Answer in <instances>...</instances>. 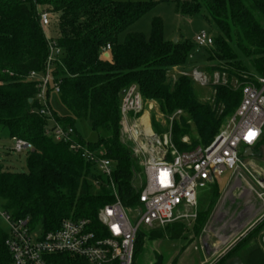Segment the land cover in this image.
Masks as SVG:
<instances>
[{"label": "trees", "instance_id": "1", "mask_svg": "<svg viewBox=\"0 0 264 264\" xmlns=\"http://www.w3.org/2000/svg\"><path fill=\"white\" fill-rule=\"evenodd\" d=\"M177 1L181 13H203L214 32L213 43L203 47L210 64L207 70L258 85V77L264 76V0ZM152 6L149 2L117 0H0V132L6 130L11 138H23L34 147L26 152L27 172H13L0 164V199L13 219L29 218L33 227L50 231L58 229L65 218H88L97 228L100 209L115 201L108 180L94 163L46 133L52 117L73 127L79 142L114 161L117 193L124 207L131 208L139 202L142 187L137 180L143 168L131 145L122 141L120 107L125 89L137 84L144 99H154L167 116L177 109L186 111L172 126V139L181 151L210 144L236 112L243 88L218 85L213 102L203 103L192 77L182 73L175 80L169 79L168 71L184 67L197 46L194 40H165L160 19L153 22L148 39L131 32L124 41L119 40L120 34ZM43 12L51 17L50 37L61 49L51 67L49 101L57 83L58 94L69 110L67 116H59L52 107L51 116L37 112L41 107L38 81L30 76L34 71L44 72L49 56L40 20ZM107 44L111 50L104 53ZM80 119L108 135L87 141L76 126ZM152 125L156 132H162L154 116ZM185 136H189V143L183 141ZM216 185L202 191L209 193L212 201L206 211L198 208L192 233L187 232L185 221L177 220L165 227H148V238L167 235L199 243L205 219L219 196ZM6 237V231L0 229V264H12ZM145 237L138 232L133 264H137ZM55 257L60 264H90L68 254ZM157 257L153 264H164L163 254ZM232 257H240L244 264H264V220L213 264H228Z\"/></svg>", "mask_w": 264, "mask_h": 264}, {"label": "built area", "instance_id": "2", "mask_svg": "<svg viewBox=\"0 0 264 264\" xmlns=\"http://www.w3.org/2000/svg\"><path fill=\"white\" fill-rule=\"evenodd\" d=\"M40 20L48 38L49 56L44 72L34 71L30 77L38 81L37 99L41 107L37 112L51 116L48 96L51 67L61 49L50 37L49 13H41ZM194 42L197 48L208 47L213 43V36L202 30L196 34ZM110 50L111 46L107 44L103 52ZM189 57L192 58L193 54ZM199 76L198 71L194 73V77L201 81L203 77ZM53 87L55 92L60 91L57 83ZM144 105L145 100L137 84L124 90L120 107L122 126L146 174V183L135 206L138 213L135 219H130L117 193L113 179L114 161L79 142L73 127L64 126L52 117L46 133L58 142L67 143L71 151L94 163L99 173L108 180L115 201L100 209L97 228L88 218L68 217L58 229L43 231L33 227L29 218L13 219L4 211L1 216L8 223L5 244L12 264H60L55 256L62 254L83 258L90 264H133L140 227H165L177 220L191 225L198 218L200 191L217 183L226 171L232 173L229 184L206 222L196 249L204 251V244L208 243L209 253L205 257L218 259L254 227L237 230L239 223H248L254 213L259 214L254 223L264 220V179L252 172L240 151L241 145L254 146L263 134L264 76L258 77V85L250 82L243 87L241 103L229 118L228 126L210 144L190 150L178 149L172 139V128L161 138L151 128L149 132L142 127L141 122H132L129 117L142 111ZM182 113L181 109L176 110L170 117L171 123ZM11 139L14 141L13 150L17 153L34 149L28 140L17 136Z\"/></svg>", "mask_w": 264, "mask_h": 264}, {"label": "rangeland", "instance_id": "3", "mask_svg": "<svg viewBox=\"0 0 264 264\" xmlns=\"http://www.w3.org/2000/svg\"><path fill=\"white\" fill-rule=\"evenodd\" d=\"M117 1H135V2H149L153 3V6L148 10L140 19L135 23L129 26L125 31H123L119 40L122 42L125 40L126 35L131 32L142 33L147 39L151 36L152 25L156 19L162 21L163 26V36L167 41L175 40H189L193 41L196 34L202 30L212 33L210 26L206 22L203 13H196L194 15H188L181 13L179 11L180 2L177 0H117ZM214 32L212 33L213 36ZM193 57L188 60V63L184 67H174L168 71L169 79L175 80L178 75L185 73L194 79V86L198 94V99L203 103H212L216 94V86L218 85H230L234 90L242 89L245 85L249 83L248 80L245 82H238L237 78L229 80V77L226 73H221L219 71L211 74L207 67L210 65L207 61V56L203 48H197L192 52ZM200 73L201 81L194 77L195 72ZM203 79H205L203 81ZM205 82V83H203ZM145 105L142 111L132 114L129 118L132 122L135 120L137 123L141 122L145 127L142 121V117L147 115L149 121V127L158 134L161 138L170 133V130L173 124L170 121V116L163 114L160 111L158 103L154 99H144ZM50 105L52 109L59 116H67L69 110L62 103V100L59 94L55 91L51 93L50 96ZM178 110V109H177ZM183 113L180 116L186 115V111L181 109ZM155 117L156 122L159 124V127L162 132H156L152 125V117ZM180 116L175 120H179ZM174 120V121H175ZM229 119L227 118L221 127L220 131L228 126ZM78 131L85 137L87 141L93 142L98 139L99 136H107L108 133L104 130H94L91 127V124L88 120L80 119L76 123ZM146 128V127H145ZM191 129L194 130V125L191 124ZM1 133V132H0ZM220 133V132H219ZM2 134V135H1ZM0 134V164L3 165L4 169L13 171V172H27V154L26 152L17 153L13 150L14 141L9 135H7L6 130ZM122 141L124 143H129L130 140L127 138L124 133V128H121ZM183 141L186 143L190 142L189 136H185ZM244 146H240V151L243 153ZM258 157H260L258 155ZM245 158V157H244ZM251 157H246L245 161L249 164ZM252 172L259 175L262 179L264 178L263 173L259 172L258 169L252 168ZM231 171H226L220 180L217 181L216 188L218 189L217 202L213 201L212 208L210 213L207 215L205 222L208 221L210 215L214 208L216 207L218 201H220L223 196L231 177ZM146 183V174L143 169L140 170V175L137 180V185L143 187ZM207 189L206 191H209ZM203 191V190H202ZM199 210L206 211L210 202L212 201V196L207 192L206 194H201ZM216 203V204H215ZM229 204V203H228ZM227 204V206H228ZM135 210V211H133ZM137 207H126V212L131 220H134L138 215L136 213ZM4 210V202L0 199V229L7 231L8 223L1 216ZM188 225L187 232L192 233L194 231L195 222H192L191 225ZM40 228V227H38ZM145 234V243L138 255L137 264H153L157 259L158 254H163L164 264H213L217 259L215 257L210 258L204 257L203 252L200 248L196 249L199 245L198 241L191 240L188 238L172 239L167 235L162 238H153L149 239V228L145 225L140 227V230Z\"/></svg>", "mask_w": 264, "mask_h": 264}, {"label": "crops", "instance_id": "4", "mask_svg": "<svg viewBox=\"0 0 264 264\" xmlns=\"http://www.w3.org/2000/svg\"><path fill=\"white\" fill-rule=\"evenodd\" d=\"M148 123H149V121H148ZM252 149L254 151V155L251 156L249 164L252 166V168L258 169L259 172L261 171V173H263V175H264V130H263V134H262L261 139L259 140L258 143H256L254 146H252ZM258 155L260 157H258ZM254 215H255V213L253 214V217H254ZM255 216H256L255 218H253L251 216L252 218L248 221V223H239L237 230H241V229L248 228V227L255 225L256 223H254V221H256L259 214L258 215L256 214ZM226 233L227 232H225V234ZM202 252H203V256L205 257V254L209 253V248L207 250L204 249V251H202Z\"/></svg>", "mask_w": 264, "mask_h": 264}, {"label": "water", "instance_id": "5", "mask_svg": "<svg viewBox=\"0 0 264 264\" xmlns=\"http://www.w3.org/2000/svg\"><path fill=\"white\" fill-rule=\"evenodd\" d=\"M176 41L177 40H175V42ZM122 94H124V91L122 92ZM253 155H254V151H253L252 147H250V146L245 147L244 152H243V156L246 158V157H251ZM204 248H205V250H207L209 248V244L205 243ZM228 264H244V262L240 257H232L228 260Z\"/></svg>", "mask_w": 264, "mask_h": 264}, {"label": "bare ground", "instance_id": "6", "mask_svg": "<svg viewBox=\"0 0 264 264\" xmlns=\"http://www.w3.org/2000/svg\"><path fill=\"white\" fill-rule=\"evenodd\" d=\"M142 121H143V123L145 124V127L147 128V130L150 132V127H149V123H148V117H147V115H144V116L142 117Z\"/></svg>", "mask_w": 264, "mask_h": 264}, {"label": "flooded vegetation", "instance_id": "7", "mask_svg": "<svg viewBox=\"0 0 264 264\" xmlns=\"http://www.w3.org/2000/svg\"><path fill=\"white\" fill-rule=\"evenodd\" d=\"M261 222H262V221H261ZM257 224H258V223H257ZM257 224H255L254 227H253L252 229H254V228L256 227Z\"/></svg>", "mask_w": 264, "mask_h": 264}]
</instances>
